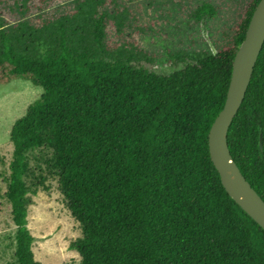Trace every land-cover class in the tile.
I'll list each match as a JSON object with an SVG mask.
<instances>
[{
    "label": "trees",
    "instance_id": "trees-1",
    "mask_svg": "<svg viewBox=\"0 0 264 264\" xmlns=\"http://www.w3.org/2000/svg\"><path fill=\"white\" fill-rule=\"evenodd\" d=\"M261 1L249 6L233 46L169 76L115 55L105 45L106 13L90 19L93 40L75 19L70 34L65 22L48 36L28 24L0 27V87L24 80L44 91L11 133L6 198L17 264H39L29 229V196L38 190L28 184L37 151L51 153L81 226L70 248L80 264H264V229L226 191L209 145ZM216 13L204 4L196 16ZM228 139L264 200V48Z\"/></svg>",
    "mask_w": 264,
    "mask_h": 264
},
{
    "label": "rangeland",
    "instance_id": "rangeland-1",
    "mask_svg": "<svg viewBox=\"0 0 264 264\" xmlns=\"http://www.w3.org/2000/svg\"><path fill=\"white\" fill-rule=\"evenodd\" d=\"M253 1L0 0V27L10 31L28 24L45 30L48 36L65 22L70 34L75 19V25L86 26L87 37L93 40L90 19L106 13L105 45L115 55L125 52L132 56L136 67L169 76L196 65L204 56L217 54L219 48L233 46ZM204 4L213 5L217 13L199 21L196 15ZM81 8L84 12L79 13ZM43 93L42 88L24 80L0 87V264H17L18 228L6 198L14 151L12 129ZM32 157L34 177L28 184H36L38 193L29 196V229L35 237L36 260L39 264H80L79 253L70 248L82 238L81 226L67 207L56 170L48 165L51 153L37 151Z\"/></svg>",
    "mask_w": 264,
    "mask_h": 264
},
{
    "label": "water",
    "instance_id": "water-1",
    "mask_svg": "<svg viewBox=\"0 0 264 264\" xmlns=\"http://www.w3.org/2000/svg\"><path fill=\"white\" fill-rule=\"evenodd\" d=\"M263 48L264 0L257 6L246 38L237 52L227 101L211 129L209 145L212 161L226 191L264 229V200L235 162L228 139L230 128L246 99Z\"/></svg>",
    "mask_w": 264,
    "mask_h": 264
}]
</instances>
